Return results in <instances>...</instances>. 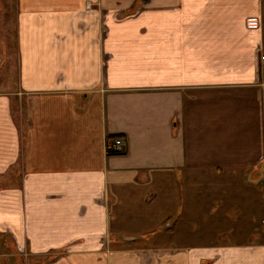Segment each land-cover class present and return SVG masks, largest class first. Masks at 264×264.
Here are the masks:
<instances>
[{
    "label": "crops",
    "instance_id": "obj_1",
    "mask_svg": "<svg viewBox=\"0 0 264 264\" xmlns=\"http://www.w3.org/2000/svg\"><path fill=\"white\" fill-rule=\"evenodd\" d=\"M14 6L0 264H264V0Z\"/></svg>",
    "mask_w": 264,
    "mask_h": 264
},
{
    "label": "rangeland",
    "instance_id": "obj_2",
    "mask_svg": "<svg viewBox=\"0 0 264 264\" xmlns=\"http://www.w3.org/2000/svg\"><path fill=\"white\" fill-rule=\"evenodd\" d=\"M14 10V0H0V87L11 88L17 79Z\"/></svg>",
    "mask_w": 264,
    "mask_h": 264
},
{
    "label": "built area",
    "instance_id": "obj_3",
    "mask_svg": "<svg viewBox=\"0 0 264 264\" xmlns=\"http://www.w3.org/2000/svg\"><path fill=\"white\" fill-rule=\"evenodd\" d=\"M249 26L250 27H257L258 26V21L256 19L250 20ZM260 61H261L262 70H263V73H264V53L261 54ZM109 148L114 150V151H116V152H122L124 150V143H123L122 138L116 137L114 139L113 145H110Z\"/></svg>",
    "mask_w": 264,
    "mask_h": 264
},
{
    "label": "trees",
    "instance_id": "obj_4",
    "mask_svg": "<svg viewBox=\"0 0 264 264\" xmlns=\"http://www.w3.org/2000/svg\"><path fill=\"white\" fill-rule=\"evenodd\" d=\"M110 152H114V153H120V152H116V151H114V150H110Z\"/></svg>",
    "mask_w": 264,
    "mask_h": 264
}]
</instances>
